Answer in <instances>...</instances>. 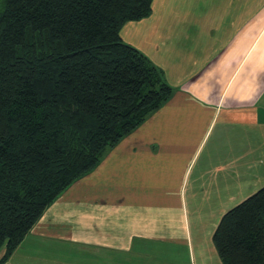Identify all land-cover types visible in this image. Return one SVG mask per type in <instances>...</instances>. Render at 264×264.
Here are the masks:
<instances>
[{
	"label": "crops",
	"instance_id": "1",
	"mask_svg": "<svg viewBox=\"0 0 264 264\" xmlns=\"http://www.w3.org/2000/svg\"><path fill=\"white\" fill-rule=\"evenodd\" d=\"M152 7L121 37L164 72L172 97L68 188L15 253L32 240L53 263L80 253L83 264H222L212 242L222 216L264 186V0Z\"/></svg>",
	"mask_w": 264,
	"mask_h": 264
},
{
	"label": "trees",
	"instance_id": "2",
	"mask_svg": "<svg viewBox=\"0 0 264 264\" xmlns=\"http://www.w3.org/2000/svg\"><path fill=\"white\" fill-rule=\"evenodd\" d=\"M154 0H0V250L173 95L121 29ZM222 264H264V186L212 237Z\"/></svg>",
	"mask_w": 264,
	"mask_h": 264
},
{
	"label": "rangeland",
	"instance_id": "3",
	"mask_svg": "<svg viewBox=\"0 0 264 264\" xmlns=\"http://www.w3.org/2000/svg\"><path fill=\"white\" fill-rule=\"evenodd\" d=\"M30 246L33 247L32 252H30V250H29ZM45 247H46V245L44 244L43 241L28 240V242H26V244H23V247H21V249L18 250L17 253H15L16 251L14 252L15 253L14 257H13L14 262H13V260H11V263H13V264H24V263H27V264H54L56 261H54V263H53L52 260L46 259L47 258L46 255H44L42 253L41 249L45 248ZM2 251H4V248H2L0 250V254ZM53 256H55V255L53 254ZM62 257L64 259L69 258V260L66 259L63 264H83V262L87 258L86 255L84 256L83 254H80V253H72V254H68V255L63 253L58 257V262H56L55 264H61V260L63 259ZM77 258L81 259L82 262L79 261V259H77ZM1 259H2V257H0V260ZM6 262H8V261H6Z\"/></svg>",
	"mask_w": 264,
	"mask_h": 264
}]
</instances>
